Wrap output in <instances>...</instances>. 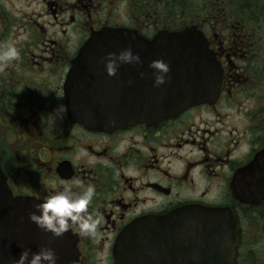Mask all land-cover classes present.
Instances as JSON below:
<instances>
[{"label": "flooded vegetation", "instance_id": "af4514ba", "mask_svg": "<svg viewBox=\"0 0 264 264\" xmlns=\"http://www.w3.org/2000/svg\"><path fill=\"white\" fill-rule=\"evenodd\" d=\"M118 30L147 41L200 34L213 98L152 124L98 130L74 121V64L95 34ZM0 41L20 50L0 66L9 193L36 204L65 186L96 188L90 209L103 219L94 235L69 231L71 264H118L126 233L136 264H264V0H0ZM59 107L53 130L45 116ZM183 209L213 217L199 227L163 219Z\"/></svg>", "mask_w": 264, "mask_h": 264}, {"label": "water", "instance_id": "95a60500", "mask_svg": "<svg viewBox=\"0 0 264 264\" xmlns=\"http://www.w3.org/2000/svg\"><path fill=\"white\" fill-rule=\"evenodd\" d=\"M128 47L140 55L142 64L122 65L116 76L109 77L102 58ZM157 59H163L170 67L167 82L159 88L153 87V70L149 68ZM211 61L204 41L196 32L160 34L153 41L122 30L99 32L82 50L69 75L70 117L89 128L101 130L152 124L175 116L213 98L208 94L212 78L206 77L214 73ZM141 72L143 78L138 77ZM111 85L116 89L113 92H109ZM33 206V203L13 199L0 175V264H16L25 249L36 252L42 246L56 251L57 264H71L77 260L70 232L52 239L28 220ZM211 217L213 215L200 210L183 209L163 219L176 218L190 223L191 227H199ZM161 226L173 225L163 220ZM128 234L123 235L117 246L118 264H136L139 257L136 240H128ZM211 242L217 247L215 240Z\"/></svg>", "mask_w": 264, "mask_h": 264}, {"label": "clouds", "instance_id": "9594fccd", "mask_svg": "<svg viewBox=\"0 0 264 264\" xmlns=\"http://www.w3.org/2000/svg\"><path fill=\"white\" fill-rule=\"evenodd\" d=\"M19 59L20 50L13 42L0 41V66L7 67L11 62ZM101 63L104 64L107 75L114 77L122 65L135 66L142 64V61L140 55L134 54L132 48L128 47L119 53H108L102 58ZM149 68L153 70V87L159 88L167 82L170 67L163 59L153 60ZM140 76L143 78L144 73L141 72ZM131 83L132 81H129V84ZM61 116L60 107L45 116L53 130ZM76 184L80 185V182L76 181ZM95 196L96 188L93 184L82 187L79 192L65 186L43 202L34 204V211L28 214V220L44 234H50L52 239L63 237L74 226L83 236L94 235L103 219L102 213L97 209H90ZM57 262L56 251L51 247L42 246L36 252L25 249L16 264H57Z\"/></svg>", "mask_w": 264, "mask_h": 264}]
</instances>
